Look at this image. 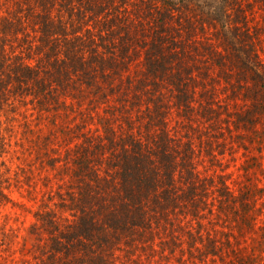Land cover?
Here are the masks:
<instances>
[{
    "label": "trees",
    "instance_id": "1",
    "mask_svg": "<svg viewBox=\"0 0 264 264\" xmlns=\"http://www.w3.org/2000/svg\"><path fill=\"white\" fill-rule=\"evenodd\" d=\"M189 1L0 0V206L23 205L7 192L15 185L8 162L20 107L52 115L55 130L39 135L19 112L20 146L26 143L23 153L52 172L57 186L31 198L34 221L20 240L13 233L0 240L3 264H172L175 256L178 264H215L228 253L237 264L263 259L256 217L264 188L247 183L234 193L221 178L219 186L201 179L190 141L163 126L144 141L130 131L128 110L162 125L160 89L170 84L179 109H194L186 93L193 82L202 88L193 97L198 108L214 110L207 79H218L227 99L222 110H237L238 146L264 148V64L247 14L255 0H218L222 21L213 14L201 20L215 36L209 41L199 18L182 12ZM214 67L221 74L215 78ZM115 118L126 123L119 133L109 122ZM59 137L64 151L52 146ZM214 210L230 218L221 239L203 223ZM247 238L255 243L251 255L227 247Z\"/></svg>",
    "mask_w": 264,
    "mask_h": 264
},
{
    "label": "rangeland",
    "instance_id": "2",
    "mask_svg": "<svg viewBox=\"0 0 264 264\" xmlns=\"http://www.w3.org/2000/svg\"><path fill=\"white\" fill-rule=\"evenodd\" d=\"M263 1L264 0L253 1L250 5L252 8L250 12L247 10L248 8L245 7V9L248 14L249 26H251L259 36L255 48L259 54L260 60L264 64ZM189 2V9H183L182 12L191 15L194 19L199 18L196 22L200 25H204L205 34H209L206 40L209 41V36L212 37L213 35L209 33L206 23L201 22V20L203 18V20H209L210 14H213L216 17H222L220 19L222 21V12L224 13L223 3H219L218 0H190ZM226 33L233 34L232 31H226ZM257 35H255V37H257ZM192 73L194 74V78L199 80L198 73L194 70H192ZM217 74L221 75L217 67H214V73L211 72L210 76L214 77ZM207 80L212 100L214 98L215 101V105H213L214 110H201L198 108L197 102L193 101V97H198V93L202 89L199 83L190 82L189 86H187L186 93L188 102L194 107L193 110L179 109L177 107L179 105H177L176 101L178 93L175 87L171 84L170 87L162 86L160 89L162 91L160 100L163 102V105L162 108L156 110L159 112V117H157L156 120L159 119L162 125H157L155 120L154 122H150L151 120L148 121V117L143 114L137 117L139 113L138 110H128L131 115L130 131L132 130L136 138H140L144 141L148 132L157 133L160 131L159 128L163 126V128L167 129L168 134L179 142L190 141L195 151L193 160L195 171L201 179L209 177V179L214 180L219 186L221 178V181L225 182L234 193H238L240 187L247 183L264 188V148L258 151L255 145L253 149L244 150L238 146L240 141L235 139V136L239 131L233 127L232 123L237 110H222L221 106L227 103L223 86L224 83L218 79ZM27 108H30V106ZM92 111L94 113V110ZM19 112L26 114L25 116L29 127L33 131H36L37 134L48 135L51 131L55 130L50 123V119L52 118L51 113L49 115L37 116L38 114L35 110H26L25 107H20L19 110H15V137L12 139V148L15 149V156L8 162L11 168V174L14 175L15 173V185L11 186L7 192L13 201L21 202L23 205L18 206L10 202L5 206H0V240L9 233L15 235V240H20L21 237L26 234L29 224L34 221L32 212L36 209L37 201L35 200L41 199L42 193L48 190L50 186L53 185V191L57 188L56 184H54L56 180L53 181L54 176L52 172L45 171L44 169L46 168L41 167L39 160L30 162L29 160L31 157L28 156L26 152L23 153L24 148L28 146H26V143L20 146V137L24 130V123L22 122L25 119L23 118V114L19 115ZM99 112L107 116V113H104L103 110H99ZM61 114L62 110H60V115ZM86 114L87 112L85 110L82 116L85 117ZM73 115H77V118L80 116L77 112L71 114V116ZM63 117V115L61 117L59 116L58 120L60 123L64 121ZM259 120L262 121L263 119L259 118ZM109 122H114L113 127L118 133V124L126 128V123L120 118L111 119ZM89 124L92 128L94 127L93 124ZM227 128H229L230 131H228ZM257 128L260 130L262 126H258ZM65 145L66 142L63 141L61 137L58 138L57 143H55V141L52 143L53 147H58L61 151H64ZM70 146H72V144H70ZM252 157L258 160L260 167L254 165V162L250 160ZM248 166L252 167L246 168ZM215 194L216 193H214V195ZM212 196L213 193L210 197ZM31 198L35 200H31ZM55 200L58 202V198ZM260 201L261 200H258L257 207L261 213L256 217V224L258 226L261 225L263 227L262 229H264V215L262 214L264 213V197L262 198L263 203H260ZM226 220H230V218L225 214L224 216L221 214L220 218H218L217 211L214 210L213 215L205 219L203 223L207 226L208 230H210L212 236L221 239L223 238L222 232L228 230L227 225L223 223ZM192 226H195L194 220ZM260 233L261 232H258V236ZM254 245L255 243L250 241V238H247L241 243L239 242V244L231 242L227 247L229 249L239 247L240 257H245L253 253L255 250L253 248ZM227 247H225V249ZM223 251L224 248L222 252ZM13 256L17 258L18 253L16 252ZM175 257L170 259L172 264H178ZM260 257H263V259L256 258L254 261L252 260L251 264H257V262H259V264H264V255ZM2 259V256H0V264H3ZM215 259V264H237V259L230 253L222 254L221 258L216 257ZM4 264L13 263L7 260ZM150 264L159 263L151 262ZM160 264H164V260H160Z\"/></svg>",
    "mask_w": 264,
    "mask_h": 264
}]
</instances>
